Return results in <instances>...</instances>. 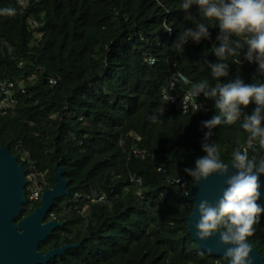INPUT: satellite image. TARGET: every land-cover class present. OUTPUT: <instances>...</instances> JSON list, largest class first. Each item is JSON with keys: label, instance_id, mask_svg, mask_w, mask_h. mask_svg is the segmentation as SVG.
Segmentation results:
<instances>
[{"label": "trees", "instance_id": "trees-1", "mask_svg": "<svg viewBox=\"0 0 264 264\" xmlns=\"http://www.w3.org/2000/svg\"><path fill=\"white\" fill-rule=\"evenodd\" d=\"M183 2L28 0L21 7L16 0H0V9H16L14 16L0 15V82L33 77L26 93L15 95L14 118L0 114V148L16 157L26 180L35 176L41 194L55 185L60 169L69 190L46 215L45 222L53 214L60 225L39 251L78 246L47 264H228L201 250L187 231L194 182L184 170L206 155L208 129L202 122L218 114L215 101L200 94L207 113L183 114L161 96L175 73L187 78L188 89L204 79L210 87L217 82L209 65L219 62L213 52L220 46L218 22L205 21L195 3L185 12ZM189 13L208 25L209 38L189 40L182 52L173 45L195 27ZM165 21L171 32L164 30ZM246 52L229 58L221 84L238 78L264 83ZM255 108L253 102L241 111L250 116ZM243 115L214 128L207 141L217 143L225 163L247 143ZM134 147L146 152L144 159L131 155ZM246 151L250 158H264L258 141ZM179 178L185 189L175 183ZM28 185L15 224L40 206L41 198L29 201ZM248 242L264 259V215Z\"/></svg>", "mask_w": 264, "mask_h": 264}, {"label": "clouds", "instance_id": "clouds-1", "mask_svg": "<svg viewBox=\"0 0 264 264\" xmlns=\"http://www.w3.org/2000/svg\"><path fill=\"white\" fill-rule=\"evenodd\" d=\"M194 3L198 5L199 16L205 21L218 22L220 35L217 40L220 46H214L213 52L219 62L209 65L211 76L217 81L214 87H210L209 81L204 79L193 84L190 92L185 95L195 97L196 100V97L203 94L206 99H212L218 114L202 122V127L208 129L204 137L206 142L202 145L206 155L196 159L195 168H185L184 171L194 183L206 181L214 174L227 177L226 188L215 204L208 200L199 202L196 237L206 242L219 234V243L225 248L224 257L228 264H252V247L248 241L255 234V225L259 218L264 215V207L257 203L261 195L260 176L264 175V158H250L246 150H237L233 153L231 164L225 163L221 159L217 143L207 141L214 128L240 121L243 115L241 108H247L254 102V112L250 116L243 115L241 127L249 134V148L257 141L264 146V83L245 84L239 78L228 84L219 82L221 77L228 75L229 58L239 57L241 50L245 48V59L249 63L258 64V72L264 76V0H184L182 8L188 12ZM15 14L16 9L13 7L0 9V15ZM187 18L195 27L181 32L173 45L182 52L189 40L199 43L202 38H209V27L205 22L190 13ZM164 30H172L166 21ZM181 79L188 82L186 77L181 76ZM170 99L168 95L166 103ZM189 106L192 113L199 107L196 102H184V114L188 113ZM159 112L163 113L162 106ZM151 119L153 122H160L156 115ZM229 165L235 169L234 174H229Z\"/></svg>", "mask_w": 264, "mask_h": 264}, {"label": "water", "instance_id": "water-1", "mask_svg": "<svg viewBox=\"0 0 264 264\" xmlns=\"http://www.w3.org/2000/svg\"><path fill=\"white\" fill-rule=\"evenodd\" d=\"M235 169L229 165V174ZM64 171L58 170L55 175V185L41 195L40 206L32 213L22 218L17 224L14 220L20 215L22 206L27 203L24 191L27 186L24 169L18 164L7 147L0 148V264H47L56 256H61L76 245H64L43 253L39 251L40 243L44 242L60 224L46 221L54 200L69 195L67 183L62 178ZM227 177L214 174L206 181L194 183L189 191V201L193 204L192 212L187 218L188 234L198 247L217 258H224L225 248L219 243V234L208 241H200L196 237L195 224L199 220L198 205L201 200L215 204L226 188ZM260 199L257 201L264 207V175L260 176ZM227 260V259H226ZM252 264H264V259L252 247Z\"/></svg>", "mask_w": 264, "mask_h": 264}, {"label": "built area", "instance_id": "built-area-1", "mask_svg": "<svg viewBox=\"0 0 264 264\" xmlns=\"http://www.w3.org/2000/svg\"><path fill=\"white\" fill-rule=\"evenodd\" d=\"M18 5L23 7L26 5L28 0H16ZM29 25L31 28H36L37 22L30 20ZM154 59L149 60L148 63L150 65L154 64ZM20 66H22L21 63H19ZM180 73H175L174 75L171 76L165 87L162 89L161 96L163 100H167L168 95L171 97V99L168 101L171 105L175 107V109L181 113L184 114V108H183V103H188L192 104L195 103L199 106L198 110L195 113H192V109L189 106L188 108V113L194 114V115H203L206 114L208 111V107L206 102L200 97H190L188 95H185L186 93H189L191 89H188L189 82L185 83L183 79H181ZM184 77V76H183ZM33 77H30L26 80H18V81H9V80H4L0 82V114L3 116H10L11 119L14 118V109L16 107L17 101L15 98V95L17 92H20L22 94L26 93V85L28 81H32ZM188 81V80H187ZM48 83L50 86L56 85V79L55 78H49ZM172 85H175L172 87ZM138 140V138L136 139ZM243 151L248 149L247 143L243 146ZM131 155L134 156L135 158H140L144 159L146 152L141 151L140 149L134 147L131 151ZM28 199L31 202L38 201L39 198H41V192L42 188L38 183L34 180L32 181L30 179V176L28 177ZM26 180V181H27ZM131 181L135 183L136 187L141 185V181L139 178H131ZM27 182V184H28ZM176 184H179L182 189H185L187 186V183L184 179H176L175 180ZM27 188V186H26ZM190 192V191H189ZM139 194L140 192L137 190L136 192ZM85 199L88 198V196L84 197ZM27 199V198H26ZM97 202L103 203L104 197L101 195H98L96 198ZM49 221H55V217L53 214H51Z\"/></svg>", "mask_w": 264, "mask_h": 264}, {"label": "rangeland", "instance_id": "rangeland-1", "mask_svg": "<svg viewBox=\"0 0 264 264\" xmlns=\"http://www.w3.org/2000/svg\"><path fill=\"white\" fill-rule=\"evenodd\" d=\"M30 179L32 180V181H34V179H36L35 178V176L33 175V176H30ZM87 212V211H86Z\"/></svg>", "mask_w": 264, "mask_h": 264}]
</instances>
